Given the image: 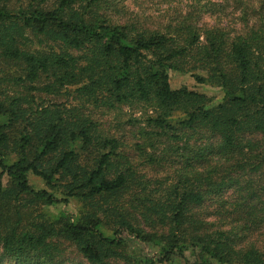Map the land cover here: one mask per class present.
<instances>
[{"label": "trees", "instance_id": "obj_1", "mask_svg": "<svg viewBox=\"0 0 264 264\" xmlns=\"http://www.w3.org/2000/svg\"><path fill=\"white\" fill-rule=\"evenodd\" d=\"M144 3L0 0V264H58L61 239L90 264H264V0ZM225 7L233 34L202 21ZM121 106L132 146L99 117Z\"/></svg>", "mask_w": 264, "mask_h": 264}, {"label": "rangeland", "instance_id": "obj_2", "mask_svg": "<svg viewBox=\"0 0 264 264\" xmlns=\"http://www.w3.org/2000/svg\"><path fill=\"white\" fill-rule=\"evenodd\" d=\"M126 1L134 2V0H126ZM190 1L191 0H145V3L142 6L147 11L149 12L151 11L152 13H155V15L158 16L160 15L159 17L164 18L162 15L164 13H170L172 15L175 12V10L178 11V9H182L183 11L184 9L187 8L183 4L185 2H190ZM225 8L226 9L224 11L226 13L223 11L220 13L216 12L214 14L213 13L206 14L202 18V21H204L206 25L214 24L216 20L217 22L222 21L223 25L225 24L228 25L229 27H233L231 30L233 31L232 32L233 34L236 32L234 28L237 29L241 27L243 24L242 22H240L238 18H234L233 15L229 14L228 7ZM219 15L221 20H218ZM159 17L156 19H151L153 22L147 25L149 26L156 25L157 21L162 20ZM192 73L204 74V72L200 70L194 72H187V73H180L170 70L169 81L171 83V86L173 88L186 86L189 89H194L199 92H203L209 97H211L213 101H217L222 97L223 92L220 87L205 82L204 83L197 82V80L195 79ZM104 115L105 116L101 115L99 117L101 119L105 131L109 134L121 137V139H123L122 141L125 143L126 146H132L137 139L136 129L141 121L140 113H138V110L135 108H129L127 106H121L120 109L106 112V114ZM135 117H138L137 120L138 122L134 124V122H132L130 119ZM128 149H130L129 151L133 159L136 160L138 157L137 152H132L131 147H128ZM28 178H29V182L32 184V186L35 189H43V188L49 189L40 178L34 176L33 174H29ZM78 207H79L78 202L75 199L71 198L69 199L68 202H59L51 206H40L39 211L45 212L50 218H55L57 215H62V216L67 214L74 215L77 213ZM34 213L36 214L38 212L34 211ZM257 238L260 241L262 239V236L258 235ZM60 243H61L60 245L63 247V253H62V257L60 258L61 262L58 264H90L72 243H70L69 241H64L63 239L60 240ZM1 264H15V262L12 260H5ZM175 264H181V263L179 262V260H175Z\"/></svg>", "mask_w": 264, "mask_h": 264}]
</instances>
